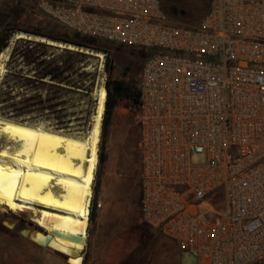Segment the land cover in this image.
<instances>
[{"label": "built area", "instance_id": "1", "mask_svg": "<svg viewBox=\"0 0 264 264\" xmlns=\"http://www.w3.org/2000/svg\"><path fill=\"white\" fill-rule=\"evenodd\" d=\"M28 1L80 37L146 52L141 222L201 264H264V0H209L188 27L162 0Z\"/></svg>", "mask_w": 264, "mask_h": 264}, {"label": "rangeland", "instance_id": "2", "mask_svg": "<svg viewBox=\"0 0 264 264\" xmlns=\"http://www.w3.org/2000/svg\"><path fill=\"white\" fill-rule=\"evenodd\" d=\"M208 3L209 0H162L164 9L170 15L172 14L171 22L187 27L195 26L199 22L208 8ZM173 9L176 10L175 14ZM18 33L24 34V37L14 39L15 34ZM35 33L46 35V37L36 36ZM61 35H73L80 38L40 13L33 2L0 1V38L7 36L6 46L10 47L8 59L5 62L6 71L0 77V116L39 124L44 128L71 136L85 137L92 125L96 108V90L100 86L106 88L109 77L112 81L132 82L137 85L141 65L147 54L136 47L88 38L95 40L92 45L103 47L105 50L76 51L84 54V57L77 59L72 71L65 72L64 77H68L69 85H74L78 89L68 93L66 90L57 89V83L50 81L49 78L42 81L35 79L41 74L37 65L28 64L23 58L13 53L15 47L24 49V46L28 45L25 42H30L32 51L43 52V59L51 64L50 67L60 65L61 62L69 61L71 50L58 48L35 38L51 40L48 37ZM29 38L32 39L28 40ZM95 54H99L102 58ZM109 65L110 70H108ZM62 86L69 88L64 84ZM52 96L56 98L53 101H47ZM52 107L55 110L51 111ZM136 112L137 106L132 101L116 100V106L110 111L108 123L104 128L105 135H103L104 114L98 152L99 156L102 155V160L99 157L92 186L93 197L90 211L93 200L97 203L102 189H122L125 185L137 187L140 168ZM63 127L67 128L58 129ZM205 160L206 157L201 154L192 156L194 164L203 163ZM96 208L97 206L93 210L94 219L89 216L83 253L88 251L86 257L90 256L89 245L95 224ZM4 209L0 207V264H67L65 257L61 254L42 248L32 242L29 237H23L20 234L25 229L35 230L29 215L26 213L12 215ZM11 218H16L18 222L14 228L9 229L5 223L11 224ZM159 240L166 242L159 237L149 240L150 246L153 244L156 248L154 264H201L199 259L178 251L173 244L166 243L165 247L159 249Z\"/></svg>", "mask_w": 264, "mask_h": 264}, {"label": "bare ground", "instance_id": "3", "mask_svg": "<svg viewBox=\"0 0 264 264\" xmlns=\"http://www.w3.org/2000/svg\"><path fill=\"white\" fill-rule=\"evenodd\" d=\"M23 37L18 33L14 39ZM9 51L6 47L0 53V77ZM95 93L96 108L85 137L0 116V207L12 215H29L35 230L20 234L61 254L67 264H81L87 240L107 90L100 86ZM13 225L5 223L9 229Z\"/></svg>", "mask_w": 264, "mask_h": 264}, {"label": "crops", "instance_id": "4", "mask_svg": "<svg viewBox=\"0 0 264 264\" xmlns=\"http://www.w3.org/2000/svg\"><path fill=\"white\" fill-rule=\"evenodd\" d=\"M139 177L140 169L136 188L125 185L122 189H102L99 192L90 256L86 257L88 251L83 256L86 264H154L156 248L153 244L150 246V239L166 240H159V249L166 243L175 246L141 222Z\"/></svg>", "mask_w": 264, "mask_h": 264}, {"label": "trees", "instance_id": "5", "mask_svg": "<svg viewBox=\"0 0 264 264\" xmlns=\"http://www.w3.org/2000/svg\"><path fill=\"white\" fill-rule=\"evenodd\" d=\"M164 8V7H163ZM165 10V9H164ZM165 12L169 15V17L172 15L169 14L165 10ZM68 31V30H66ZM70 32V31H68ZM73 33V32H71ZM75 34V33H74ZM34 35L36 36H41V37H46V35H42L40 33H35ZM77 35V34H76ZM79 36V35H78ZM80 37V36H79ZM49 39L56 41V42H61L65 44H71L77 48H82V49H91V50H96V51H104L103 47H96L92 45L95 40L93 39H88L85 37H80L76 38L73 35H61L60 37H48ZM7 36L0 38V52L2 49L6 46V41H7ZM25 44H28L24 46V49H20L18 46L15 47L13 53L14 55H18L19 57L23 58L26 63L28 64H35L41 71L40 77H35V79H45L49 78L50 81L57 83V89L59 90H66V92H70L72 90L78 89V87L74 85H69L67 83L68 77H64L65 72H70L73 69V64L74 62L79 59L84 57V54L76 52V51H71L69 52L70 57L68 62H61L60 65H53L50 67V63H47L44 59V53L43 52H38L35 50L32 51V44L30 42H25ZM146 58V57H145ZM144 58V60H145ZM143 60V62H144ZM142 62V64H143ZM142 66V65H141ZM111 66H108V70H110ZM34 79V80H35ZM62 84L69 86V88H64ZM55 86V85H53ZM106 90H107V100L105 104V117H104V123H103V135H105L104 128L106 124L108 123V117L110 115V111L114 106H116V100H122V99H127L132 101L134 104H137V97H138V84L136 85L135 83L132 82H123V81H117L114 80L112 81L109 77V80L107 81L106 84ZM56 97L52 96L47 99V101H53ZM2 101H6V99H2ZM56 106V104H54ZM51 111L55 110L54 107L50 109ZM67 127L63 128H58V129H66ZM100 160H102V155L100 154ZM97 206V203L95 200L92 202V208L90 211V218L94 219V208Z\"/></svg>", "mask_w": 264, "mask_h": 264}, {"label": "water", "instance_id": "6", "mask_svg": "<svg viewBox=\"0 0 264 264\" xmlns=\"http://www.w3.org/2000/svg\"><path fill=\"white\" fill-rule=\"evenodd\" d=\"M172 11H173V14L176 13V10H175V9H173ZM28 37H31V36H28ZM31 39H32V38H31ZM31 39H28V40H31ZM35 39H44V38H35ZM47 41H49V40H45V39H44L43 42H47ZM51 41H52V40H51ZM55 43H57V44H61V43H58V42H55ZM62 45H63V46H72V47L76 48V49H67L66 47H64L63 49H67V50H71V51H78V50H80L79 52H82V48H77V47H75V46H73V45H71V44H62ZM55 47L61 48V47H59L58 45H55ZM86 54H88V53H86Z\"/></svg>", "mask_w": 264, "mask_h": 264}, {"label": "flooded vegetation", "instance_id": "7", "mask_svg": "<svg viewBox=\"0 0 264 264\" xmlns=\"http://www.w3.org/2000/svg\"><path fill=\"white\" fill-rule=\"evenodd\" d=\"M40 80L42 81L43 79H40ZM10 220H11V224H14L13 227H12V228H14L17 225L18 221H17L16 218H11Z\"/></svg>", "mask_w": 264, "mask_h": 264}]
</instances>
